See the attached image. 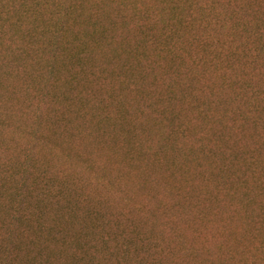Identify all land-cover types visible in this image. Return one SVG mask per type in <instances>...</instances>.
<instances>
[{"label": "rangeland", "instance_id": "rangeland-1", "mask_svg": "<svg viewBox=\"0 0 264 264\" xmlns=\"http://www.w3.org/2000/svg\"><path fill=\"white\" fill-rule=\"evenodd\" d=\"M26 3L0 17V176L72 202L58 234L8 219L0 264H264V0Z\"/></svg>", "mask_w": 264, "mask_h": 264}, {"label": "trees", "instance_id": "trees-1", "mask_svg": "<svg viewBox=\"0 0 264 264\" xmlns=\"http://www.w3.org/2000/svg\"><path fill=\"white\" fill-rule=\"evenodd\" d=\"M15 2H10L9 0H0V17H2L3 21L12 24L13 22H19L21 21L19 15L16 13L17 5L19 4L20 7H23L26 5V0H14ZM28 1V0H27ZM35 2V5L40 4V0H31ZM243 10H245L241 5H239ZM255 6V5H254ZM254 6L252 9H254ZM78 6L74 5V9H77ZM58 8V7H56ZM50 24L47 21V25ZM62 31L67 30V26L63 25L60 29ZM59 30V31H60ZM83 53H80V56L83 57ZM103 123V122H102ZM91 129V127H90ZM4 170L5 173L0 176V203L4 202L5 205L0 206V209H2V212H0V219L3 222H0V227L5 228L6 230H9L8 228L12 225V222H7L8 219L12 218V220L15 219V217L22 218L21 220L29 219L32 216H37L38 221L40 222L42 227L47 226L50 232L58 234L60 232L59 224L61 217H63L65 214L69 213L67 212L69 208V203L72 202L70 198H68L64 191L67 190L63 187H57L52 191L50 188V185L44 183L40 184L37 187H31L29 184L25 183L21 186H17L14 179L9 178L13 177V167L11 164H4ZM27 170L22 168V175L24 179H27L29 177L28 174H26ZM14 182V183H13ZM26 187V188H25ZM25 188V189H24ZM26 194L27 197H24L21 201V204L14 198L17 195H20V193ZM74 202V201H73ZM52 205L53 208L49 209L48 205ZM17 213H19L17 215ZM56 218V223L49 224V220L46 219L45 215L49 214ZM94 213V212H93ZM95 214V213H94ZM8 215V216H7ZM17 217V218H18ZM29 217V218H27ZM16 222V221H15ZM17 223V222H16ZM26 225V224H25ZM24 225V226H25ZM85 229L82 228L81 231L85 233L84 236V248L87 253H90L91 255L97 256L98 253H100L98 248L99 241H102L103 243L106 242L110 236L106 234H102L99 237V240L97 241H91L90 234L91 232H85ZM48 239L43 238V243H47ZM82 248L78 250V255L82 254ZM107 251V249H103V252ZM103 256V262L105 259L107 260V257L105 254H102ZM28 264H50L46 261H38V262H28Z\"/></svg>", "mask_w": 264, "mask_h": 264}]
</instances>
